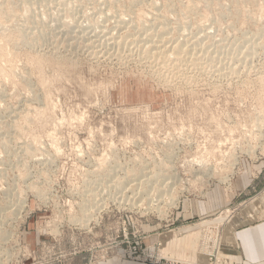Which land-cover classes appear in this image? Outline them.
<instances>
[{
    "label": "rangeland",
    "instance_id": "obj_1",
    "mask_svg": "<svg viewBox=\"0 0 264 264\" xmlns=\"http://www.w3.org/2000/svg\"><path fill=\"white\" fill-rule=\"evenodd\" d=\"M68 1L33 0L26 13L28 0H0V208L7 189L23 206L16 219L0 215V254L11 255L8 264H54L81 252L89 264H205L214 242L228 240L223 226L264 198V0ZM57 20L68 25L55 27ZM127 28L133 37L141 28H172L167 37L201 38V62H209L193 83L183 81L181 73L193 75L185 66L162 76L140 43L119 51L103 45ZM118 177L127 181L115 188ZM250 179L253 194L234 201ZM169 181L174 205L162 190ZM162 196L158 209L152 202ZM209 197L221 201L214 214L188 217V206ZM87 218L88 226L76 222ZM197 221L209 223L202 231ZM183 251L205 257L184 259Z\"/></svg>",
    "mask_w": 264,
    "mask_h": 264
},
{
    "label": "bare ground",
    "instance_id": "obj_2",
    "mask_svg": "<svg viewBox=\"0 0 264 264\" xmlns=\"http://www.w3.org/2000/svg\"><path fill=\"white\" fill-rule=\"evenodd\" d=\"M33 1V0H32ZM31 0H28V4H26V5H23L24 7H22V9L21 10H23V11H26V13H28V11L27 10H29L30 11V8H32V6L31 5H33V2H32ZM36 1V0H35ZM53 1H55V0H53ZM62 1V0H61ZM67 2H69L68 0H66ZM26 2H27V0H26ZM25 2V3H26ZM66 2V3H67ZM24 3V4H25ZM36 3V2H35ZM37 3H38V0H37ZM36 3V4H37ZM62 3V2H61ZM34 5L35 7L37 6L38 7V4L37 5ZM63 4V3H62ZM0 5H4L3 3L2 4H0ZM57 5V4H56ZM64 5V4H63ZM5 6V5H4ZM31 6V7H30ZM58 6V5H57ZM65 6V5H64ZM30 7V8H29ZM35 7H34V9H35ZM2 8H3V6H2ZM7 8V7H6ZM10 8V7H9ZM8 8V9H9ZM12 8V7H11ZM29 8V9H28ZM71 8V7H70ZM69 8V9H70ZM15 9V8H14ZM33 9V8H32ZM63 9V8H62ZM67 9V8H66ZM0 10H1V8H0ZM4 10V9H3ZM11 10V9H10ZM10 10H8V12L10 13ZM71 10V9H70ZM69 10V13L71 12ZM7 11V10H6ZM12 11V10H11ZM23 11H22V13H23ZM1 12L2 11H0V15H1ZM13 12V11H12ZM66 12H68V11H66ZM9 13H8V15H9ZM14 14V16L16 15V13H10V15H13ZM21 14V13H20ZM19 14V15H20ZM22 16H23V14H21ZM20 15V16H21ZM24 15H27V14H24ZM2 16H3V14H2ZM2 16L0 17L1 18V20H3L2 19ZM21 16V17H22ZM28 16V15H27ZM70 16H72V15H70ZM6 17V16H5ZM5 17H3V18H5ZM8 17H10V16H7L6 18H8ZM12 17V16H11ZM74 17V16H73ZM72 17V18H73ZM157 17V16H156ZM66 18H68L67 16H65V19ZM71 18V17H70ZM75 18V17H74ZM74 18H73V20H74ZM9 19H11V18H9ZM119 19V18H118ZM8 20V19H7ZM59 20V19H58ZM58 20H57V22H56V26L55 27H58V26H63V27H65L64 25H63V23L65 24V22H62V21H59V23H58ZM61 20H64V16L62 17V19ZM68 20V19H67ZM122 20V19H121ZM6 21V20H5ZM4 21V22H5ZM9 21V20H8ZM66 21V20H65ZM68 21H70V20H68ZM71 21H72V19H71ZM75 21V20H74ZM142 21V20H141ZM145 21V20H144ZM143 21V22H144ZM67 22V21H66ZM80 22V21H79ZM117 22V21H116ZM124 22V21H123ZM6 23V22H5ZM58 23V24H57ZM76 23H77V21H76ZM128 23V22H127ZM150 23V22H149ZM67 25H68V23H66ZM65 24V25H66ZM77 24H79V23H77ZM117 24V23H116ZM115 24V25H116ZM119 24V23H118ZM117 24V25H118ZM128 24H130V23H128ZM143 24V23H142ZM155 24V23H154ZM153 24V25H154ZM157 24H159V23H157ZM161 24V23H160ZM3 25V24H2ZM58 25V26H57ZM73 25V24H72ZM72 25H71V27H72ZM84 25V24H83ZM86 25V24H85ZM116 25V26H117ZM121 25V24H120ZM131 25V24H130ZM146 25V24H145ZM144 25V26H145ZM119 26V25H118ZM143 26V27H144ZM151 26V25H150ZM162 26H164V24L162 25ZM62 27V28H63ZM76 27V26H75ZM74 27V29L77 31V27H79V25L75 28ZM133 27V26H132ZM154 27V26H153ZM59 28V27H58ZM57 28V29H58ZM100 28V27H99ZM118 28V27H117ZM117 28H116V32H118V30L120 29V31H121V29L123 28L122 26H121V28H120V26H119V28H118V30H117ZM124 28H126V27H124ZM135 28V27H134ZM155 28V27H154ZM157 28V27H156ZM162 28V27H161ZM43 29H45L46 30V28H44V26H43ZM56 29V28H55ZM55 29H53V30H55ZM64 29V28H63ZM66 29V28H65ZM65 29H64V32L65 33H67L66 31H67V29H69V28H67L66 29V31H65ZM74 29L72 28V31L74 32ZM97 29V28H96ZM102 29V28H101ZM114 29V28H113ZM151 29H152V27H151ZM151 29H147V28H145V29H143V28H141V29H139L138 30V32L137 33H139V35L137 36V37H133L134 36V33L133 34H131V33H129L128 32V30H130V28L128 29L127 28V30H125L124 32H123V35L121 36V35H119V36H121L122 38H120L121 40H118L117 39V36L115 35V37L112 35V37L111 38H106V44L104 43H100L101 45L103 44L104 46H107L108 45V48L109 47H111L112 49L113 48H117L116 50H118L119 51V49L120 50H122L123 48L125 49H130V50H132L131 48H130V46L132 45L133 46V44H136L137 42H138V44L140 43V45H139V47H138V45L136 44V46H137V50H138V48H140L141 50H142V55L144 56V57H146V58H148V59H151V60H153V62H154V65L156 66V68H157V70L156 69H152L153 70V72L156 70V72L157 73H162V76L166 73L167 74V70L170 68V67H173V68H177L176 70L177 71H179V69L182 71V68H184L183 66H185V67H187V68H189V69H191L189 72H192V76H189V74H188V71H186L185 73L183 72V73H181L182 74V76H183V81L184 80H186L185 82H189V83H193L194 81L193 80H195L196 79V77H198V75H200L201 73H202V71L204 70H202V66H203V64L205 65V63H203L202 64V60H201V58L202 59H204V57L203 56H201V54L204 52V50H205V52H206V50L207 49H204L203 47L205 46L202 42L203 41H201V38H200V40L198 41V40H196V42H188V41H184V40H186L187 39V33H186V35L184 34L183 36H180V37H176V38H170V37H167L166 36V34L168 33L169 34V32H171L172 31V28L169 30V32H168V28L166 29V28H164V29H160V30H156L155 32L156 33H154V32H149V31H151ZM22 30V29H21ZM40 29L38 28V31H39ZM42 30V29H41ZM79 30V29H78ZM81 30H83L82 28H81ZM80 30V31H81ZM135 30H136V28H135ZM149 30V31H148ZM154 30V29H153ZM23 31V30H22ZM37 31V32H38ZM63 31V30H62ZM61 31V32H62ZM75 31V32H76ZM99 31V30H98ZM105 31H106V29H105ZM104 31V32H105ZM119 31V32H120ZM131 31V30H130ZM39 32H41V31H39ZM45 32V31H44ZM52 32H54V34H55V31H52ZM57 32V31H56ZM59 33L58 35H61V37L62 36H64L63 34L64 33ZM78 32V31H77ZM82 32V31H81ZM85 32L86 31H84V33H82L83 35L82 36H86L87 35V33H89V36H90V33H91V31H89L88 32V30H87V32H86V35H84L85 34ZM100 32H101V30H100ZM110 32V31H109ZM122 32V31H121ZM202 32V31H201ZM20 33H24V31L23 32H21L20 31ZM36 33V32H35ZM48 33H49V31H48ZM51 33V32H50ZM49 33V34H50ZM68 33H69V31H68ZM93 33H95L94 34V36L93 37H95V35L97 34V33H99V32H95V31H93ZM102 33H103V31H102ZM108 33V32H107ZM113 33V32H112ZM184 33V32H183ZM182 33V34H183ZM34 34V33H33ZM47 34V33H46ZM48 34V35H49ZM71 34V33H70ZM70 34H68V35H70ZM73 34H75V33H73ZM72 34V35H73ZM105 34V33H104ZM114 34V33H113ZM35 35V34H34ZM51 35H52V33H51ZM57 35V34H56ZM67 35V36H68ZM76 35H77V33H76ZM80 34H78L77 36H79ZM98 35H101V34H98ZM106 35V34H105ZM135 35H136V31H135ZM262 35H264V33L262 34ZM261 35V36H262ZM21 36H22V34H21ZM24 36V35H23ZM33 36V35H32ZM65 36H66V34H65ZM88 36V37H89ZM104 35H102V36H100L101 38H99V39H104V37H103ZM186 36V37H185ZM205 35H203V37H204ZM208 36V35H207ZM49 37H50V35H49ZM48 37V38H49ZM56 37V36H55ZM60 37V38H61ZM74 37V36H73ZM73 37H72V40H74L75 39V37H74V39H73ZM87 37V36H86ZM87 37V38H88ZM92 37V35H91V37H90V39L91 38H93ZM97 37V36H96ZM95 37V38H96ZM103 37V38H102ZM186 38V39H184V40H181L180 38ZM202 37V38H203ZM46 38H47V35H46ZM47 38V39H48ZM51 38L52 37H50V39H48L49 41L51 40ZM64 38V37H63ZM70 38V37H69ZM81 38V37H80ZM83 38V41H84V39H85V41H89V38L86 40V38L85 37H82ZM95 38H93V39H95ZM205 38V37H204ZM208 38V37H207ZM264 38V37H263ZM32 39H33V37H32ZM56 39V38H55ZM54 38L52 39V40H55ZM58 40H59V38H57ZM68 39V38H67ZM190 39H192V38H190ZM34 40H35V38H34ZM57 40V41H58ZM61 40H62V38H61ZM60 40V43L61 42H63V41H61ZM77 40V38L75 39V41ZM80 40V39H79ZM105 40V39H104ZM212 40V39H211ZM78 41V40H77ZM97 41V40H96ZM95 41V42H96ZM192 41H193V39H192ZM201 41V42H200ZM250 42H253V41H251V40H249ZM51 42V41H50ZM56 42V41H55ZM59 42V41H58ZM90 42V41H89ZM101 42H103V40L101 41ZM59 43V44H60ZM64 43V42H63ZM65 43H70L69 42V40H68V42H65ZM73 43V42H72ZM75 44H76V42H74ZM78 43H79V41H78ZM91 44H93V46H100V47H102L100 44L99 45H95L94 43H93V40L90 42ZM201 43L203 44V46L201 45ZM51 44H52V42H51ZM56 44V43H55ZM74 44V45H75ZM80 44V43H79ZM79 44H76L75 46H73V49L75 50V48H77L78 49V47H76L77 45H79ZM85 44H86V42H85ZM91 44H88V45H91ZM97 44H98V42H97ZM249 44V43H248ZM252 44V43H251ZM210 45H212V44H210ZM217 45V44H216ZM240 45V44H239ZM246 45V44H245ZM59 46V45H58ZM72 45H70V46H68V47H71ZM86 46V45H85ZM103 46V47H104ZM209 46V45H208ZM252 46H254V45H252ZM66 47H67V45H66ZM75 47V48H74ZM83 47V46H82ZM88 47H90V46H88ZM134 47V46H133ZM210 47V46H209ZM209 47H207V48H209ZM243 47V46H242ZM251 47V46H250ZM255 47V46H254ZM259 47V46H258ZM257 47V48H258ZM99 48V47H98ZM97 48V49H98ZM107 48V49H108ZM110 48V49H111ZM213 48H214V46H213ZM244 48V47H243ZM67 49V48H66ZM84 49V48H83ZM105 49H106V47H105ZM246 49H250V48H248V47H246ZM253 49V47L251 48V50ZM255 49V48H254ZM253 49V50H254ZM70 50V49H69ZM90 50V49H89ZM114 50V49H113ZM251 50H247V51H245V53L244 54H246V57L247 56H253L254 55V51L252 52ZM256 50V49H255ZM68 51V50H67ZM98 51H100V50H98ZM112 50H110V53H112V55L114 54V53H116V52H114V51H112ZM239 51V50H238ZM108 52H109V50H108ZM108 52H104L105 54H107ZM114 52V53H113ZM122 52V51H121ZM123 52H125V51H123ZM122 52V53H123ZM257 52V51H256ZM89 53V52H88ZM92 53H94V51L92 52ZM98 53V52H97ZM139 53V52H138ZM216 53V52H215ZM74 54V53H73ZM116 54H118V53H116ZM208 54V53H207ZM239 54H241V53H239ZM92 55V54H91ZM98 55V54H97ZM115 55V54H114ZM120 55V54H119ZM123 55V54H122ZM122 55H120V57L122 56ZM211 55V54H210ZM221 55H222V53H221ZM220 55V56H221ZM243 55V54H242ZM93 56H95V54L93 55ZM130 56V55H129ZM208 56V55H207ZM215 56V55H214ZM227 56V55H226ZM109 57V56H108ZM120 57H118V58H120ZM126 57H127V55H126ZM213 57V56H212ZM233 57V56H232ZM243 57V56H242ZM258 57V56H257ZM111 58V57H110ZM114 58V57H113ZM239 58V60L241 59L240 57H238ZM243 58H245V57H243ZM215 59V58H214ZM224 59V58H223ZM246 59V58H245ZM245 59H243V60H245ZM118 60V59H117ZM208 60V59H207ZM216 60V59H215ZM214 60V61H215ZM226 60V59H225ZM239 60H237V61H239ZM242 59L240 60V62L241 61H243ZM204 61V60H203ZM219 61V60H218ZM129 62V61H128ZM208 62H209V60H208ZM207 62V63H208ZM212 62H213V60H212ZM221 62V61H220ZM227 62V61H226ZM244 62V61H243ZM207 63H206V65H207ZM242 63V62H241ZM241 63H238V64H241ZM209 64H211V63H209ZM216 64V63H215ZM235 64V63H234ZM247 64V63H246ZM242 65V64H241ZM154 66V67H155ZM215 66V65H214ZM218 66V65H217ZM216 66V67H217ZM238 66V65H237ZM146 67V66H145ZM204 67V66H203ZM224 67V66H223ZM173 68L172 69H169V70H173ZM209 68V67H208ZM230 68V67H229ZM238 67H236V69H237ZM210 69V68H209ZM216 69V68H215ZM215 69H212V70H215ZM231 69V68H230ZM151 70V71H152ZM184 70V69H183ZM187 70V69H186ZM220 70V69H219ZM222 70V69H221ZM224 70H226V69H224ZM223 70V71H224ZM171 72V71H170ZM173 72H174V70H173ZM172 72V73H173ZM212 72V71H211ZM216 72H218V71H216ZM155 73V72H154ZM156 73V74H157ZM178 73V72H177ZM208 73V72H207ZM215 73V72H214ZM224 73V72H223ZM171 74V73H170ZM204 74V73H203ZM209 74V73H208ZM207 74V75H208ZM219 74V73H218ZM168 75V74H167ZM179 75V74H178ZM190 75H191V73H190ZM210 75V74H209ZM228 75H230V74H228ZM158 76V75H157ZM168 76H173L172 74L171 75H168ZM201 76V75H200ZM159 77H161V76H159ZM166 77V76H165ZM164 77V78H165ZM174 77H175V74H174ZM163 78V77H162ZM179 78H181V77H179ZM165 79H167V78H165ZM164 80V79H163ZM167 81V80H166ZM182 82V81H181ZM196 87L198 86L197 84L195 85ZM261 123V122H260ZM250 152V151H249ZM249 152H248V154H249ZM254 152V151H253ZM251 154V153H250ZM146 171V170H145ZM200 171V170H199ZM142 172V171H141ZM145 173V172H144ZM210 173V172H209ZM110 175V174H109ZM108 175V176H109ZM213 175V174H212ZM116 177V176H115ZM195 177V176H194ZM200 177H202V176H200ZM107 178V177H106ZM126 178H123V177H118L117 178V181L115 182L116 184H117V182L119 183L117 186H115V188H118V187H120L122 184H124L127 180H125ZM101 180V179H100ZM104 180V179H103ZM107 180V179H106ZM225 180H230V178H227V179H225ZM161 181L159 180V183H160ZM225 182V181H224ZM105 183V182H104ZM169 183H170V181L169 182H165V188H161L162 190H165L166 191V194H164V195H166V197H167V199H172V201H170L171 202V205H174V204H176V193H175V188L174 189H170V188H168L169 187ZM197 183V182H196ZM229 184H231V183H229ZM102 185L104 186V184L102 183ZM106 185V184H105ZM111 185H112V183H111ZM130 185V184H129ZM135 185V184H134ZM134 185L131 187V188H133L134 187ZM161 185H164V182L163 183H161ZM110 186V185H109ZM136 186V185H135ZM108 188V187H107ZM110 188V187H109ZM128 188V187H127ZM127 188H126V190H127ZM136 188V187H135ZM135 188L133 189V190H135ZM13 190V189H12ZM12 190H4L3 191V193L4 194H7V196H4V200H5V206H4V208H0V215H4V214H6V213H9V212H11V213H13L15 216L13 217V219H16V217H17V215H19L20 213H21V211H22V205H20V204H18L17 203V201L16 202H14L12 199H11V196H12ZM101 190L102 189H98L97 191H95V193H94V198L95 197H100L101 195H102V193H101ZM111 192V191H110ZM156 192H157V189H156ZM160 195V194H159ZM14 196V195H13ZM114 197H116V194L114 195ZM155 197V196H154ZM161 197V196H160ZM163 197V196H162ZM93 197H91V200L93 201H91V203H93V206H98V205H101L98 201H97V199H92ZM173 198L175 199V200H173ZM259 198V197H258ZM164 197L163 198H156V199H153L154 200V202H152V203H154L155 205H156V207H158V209H161V203L164 201ZM96 200V201H95ZM261 200H262V202L261 203H258V199L257 198H255L254 199V201H253V206H250L249 208H247L243 213H240V215H238V216H235V218L232 220V222H229L228 223V225H227V227H226V229L229 231V228H230V224H232V225H240V224H242V223H246V222H249V220L251 219V218H253L254 217V215H255V212L257 211V210H261V212H262V210H263V212H264V198H261ZM152 201V200H151ZM136 204V203H135ZM153 204V205H154ZM151 205V204H150ZM261 215V214H260ZM263 215V214H262ZM264 216V215H263ZM98 218V217H97ZM92 219H90V218H87V219H84V221H76V222H82V223H87L86 224V226H88V223L91 221ZM252 220V219H251ZM250 220V221H251ZM4 223H7V220H5L4 221ZM81 223V224H82ZM83 225V224H82ZM86 228V227H85ZM10 234H11V232H9V235L8 236H10ZM220 235V234H219ZM227 236H228V238H229V240L227 241L228 242V246H227V248H228V251H229V253H232V252H234L233 250H235V247H234V243H232V237H233V235L230 233V235L229 234H227ZM216 247H218L217 245H216ZM2 252H3V250H1ZM236 251V250H235ZM5 255H7L8 257L9 256H11V255H9V254H5V253H1L0 254V264H8V262L10 261L9 259H7L8 257H6V258H4V256Z\"/></svg>",
    "mask_w": 264,
    "mask_h": 264
},
{
    "label": "crops",
    "instance_id": "obj_3",
    "mask_svg": "<svg viewBox=\"0 0 264 264\" xmlns=\"http://www.w3.org/2000/svg\"><path fill=\"white\" fill-rule=\"evenodd\" d=\"M255 180H248L246 187L236 191L233 196V200H240L242 198H246V196H251L253 194L250 190H247V187L250 183L253 184ZM263 191L259 192L262 193ZM217 201L219 204L221 203L220 199L214 200V198H208L206 204L197 205L195 208L188 206L187 213L189 217V213L192 212L193 214H198L202 216H209L214 214L220 205H217ZM233 202V201H232ZM230 205V204H229ZM187 217V218H188ZM198 223H203V226L200 230L205 229V225H208L209 222H201L197 221ZM228 224L223 226L225 230ZM222 227V226H221ZM186 229L189 230L187 227ZM225 232V231H223ZM229 232L233 235L231 238L232 243H234L235 250L232 253H225L228 240L220 239V250H219V259L224 260L226 263L224 264H264V217L257 218L255 220H251L246 223H242L240 225H232L230 224ZM205 233V232H203ZM227 235V232H226ZM187 252V250H186ZM180 256H183L184 259H191L196 258L197 261L203 260L205 257L203 254H196L195 256H191L189 253H185L184 251L180 253ZM170 260L167 261H159L155 264H192V263H174L177 262L175 258H169ZM198 263V262H197ZM54 264H89V258L86 252H81L78 254H72L63 258L62 260L59 259ZM93 264H147L145 262H136L133 260L128 259H116L108 258L107 260L97 259Z\"/></svg>",
    "mask_w": 264,
    "mask_h": 264
},
{
    "label": "built area",
    "instance_id": "obj_4",
    "mask_svg": "<svg viewBox=\"0 0 264 264\" xmlns=\"http://www.w3.org/2000/svg\"><path fill=\"white\" fill-rule=\"evenodd\" d=\"M220 238L219 240H217L216 242H214V244H216L218 246V250L215 249L213 251L210 252L209 256H208V262H206L205 264H224L226 263L224 260L219 259V255L218 252L220 250L219 246H220Z\"/></svg>",
    "mask_w": 264,
    "mask_h": 264
}]
</instances>
